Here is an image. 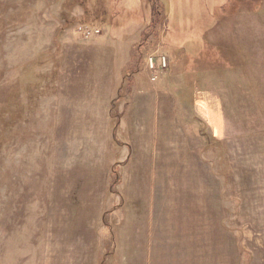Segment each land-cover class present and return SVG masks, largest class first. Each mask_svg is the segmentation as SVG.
I'll return each instance as SVG.
<instances>
[{"label":"rangeland","instance_id":"rangeland-1","mask_svg":"<svg viewBox=\"0 0 264 264\" xmlns=\"http://www.w3.org/2000/svg\"><path fill=\"white\" fill-rule=\"evenodd\" d=\"M151 2L0 0V264H264V0Z\"/></svg>","mask_w":264,"mask_h":264},{"label":"crops","instance_id":"crops-1","mask_svg":"<svg viewBox=\"0 0 264 264\" xmlns=\"http://www.w3.org/2000/svg\"><path fill=\"white\" fill-rule=\"evenodd\" d=\"M129 51H130V50H129ZM125 60H126V61H125ZM131 60H133V55H131L130 52H129V53L127 52V55H126L125 58H124V62H125L126 64H128ZM101 64H102L104 67H107V66H105V64H103V63H101ZM92 67H93V66H91L90 68H88L87 70H85V71H86V72H85V74H86V79H87L88 81H95V82H97L99 78H97V77H95L94 75H92V74L90 73V71H89V70L92 69ZM126 67H127V65L125 66V68H126ZM125 68H124V69H125ZM99 70L102 71V72H100V73L97 72L98 77H102V75H103V78H106V77H107L106 74H107L108 70L105 69V68H99ZM114 70H115V69H112V72H114ZM122 76H123V73H122ZM119 85H120V83L118 82L117 85H116V90H117V88L119 87ZM110 86H111V81L109 80V81H108V88H110ZM115 93H116V92H115ZM115 93L112 94V92L109 91V95L107 96V98H108V99H107V103H108V104L111 103V98L114 97ZM85 111H86V110H85ZM86 112H87V111H86ZM145 153L148 154V153H149V150H146ZM130 160H133L135 163L138 161V158H137V156H136V151L133 150V156H132V158H131ZM146 160H148V163H149V161H151V158H148V159H146ZM136 164H138V163H136ZM144 166H149V165L145 164Z\"/></svg>","mask_w":264,"mask_h":264},{"label":"built area","instance_id":"built-area-1","mask_svg":"<svg viewBox=\"0 0 264 264\" xmlns=\"http://www.w3.org/2000/svg\"><path fill=\"white\" fill-rule=\"evenodd\" d=\"M100 31H85L86 37L90 38L93 36V34H99ZM169 66V61L168 58L165 56H160L158 58L151 56L150 58H148V68L149 70L152 72V81H157L159 78V74L157 72V69H161V70H165L167 69Z\"/></svg>","mask_w":264,"mask_h":264},{"label":"trees","instance_id":"trees-1","mask_svg":"<svg viewBox=\"0 0 264 264\" xmlns=\"http://www.w3.org/2000/svg\"><path fill=\"white\" fill-rule=\"evenodd\" d=\"M151 1H154V0H147L148 4L151 5L153 24H154V23L157 24V20H158V19H162V18H164V19H162L161 22L165 21L166 18L164 17V15H162V13H161V11H160L161 9H160V7H159V4L156 5V3H153V2H151ZM161 7H162V6H161ZM142 10H143V6H142ZM86 24H88V23H86Z\"/></svg>","mask_w":264,"mask_h":264}]
</instances>
